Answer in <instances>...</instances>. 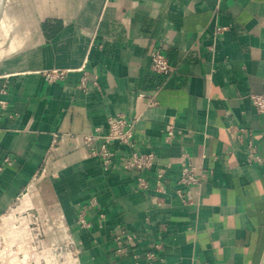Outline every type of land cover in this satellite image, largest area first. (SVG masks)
<instances>
[{"label":"crops","instance_id":"0c3cea01","mask_svg":"<svg viewBox=\"0 0 264 264\" xmlns=\"http://www.w3.org/2000/svg\"><path fill=\"white\" fill-rule=\"evenodd\" d=\"M32 1L3 14L30 24L11 35L8 52L24 42L14 56L5 24L0 40V215L35 183L52 219L75 224L86 208L91 226L74 225L82 264H145L158 243L154 264H264V113L250 97L264 92V0ZM158 48L171 75L152 68ZM118 113L138 117L141 151L171 164L161 186L153 169L139 187L126 145H110L109 169L84 148L80 134L107 131ZM184 153L205 174L198 186L179 182Z\"/></svg>","mask_w":264,"mask_h":264},{"label":"built area","instance_id":"2783aa9c","mask_svg":"<svg viewBox=\"0 0 264 264\" xmlns=\"http://www.w3.org/2000/svg\"><path fill=\"white\" fill-rule=\"evenodd\" d=\"M222 29L220 27L217 30ZM151 57L152 68L155 72L171 75L177 70V65L173 64L161 49L153 50ZM62 76V71L47 73L49 80ZM82 79L86 82V77ZM6 90V88L3 89L5 92ZM250 97L257 111L264 113V92L253 93ZM147 105L154 107L157 105V101L152 97L148 100ZM8 108L7 100H0V120ZM137 120L138 117H128L124 113H118L109 118L107 131L104 132L101 128H97L93 132L80 134V137L88 153L100 157L106 169L111 167L116 154L110 145H126L129 148V153L124 157L122 166L138 174L139 187L149 188L150 181L145 173L153 169L156 172L158 186H161L160 183L171 164L159 162L153 151L139 149L134 131ZM175 137L176 125L174 122H170L164 129V142L172 143ZM57 141L58 135H55L53 142ZM99 142L100 145H98ZM180 164L179 182L187 187L200 185L205 174L200 170L201 166L192 162L191 155L184 153ZM29 187H26L17 197L16 202L0 215V264H82L80 259L82 249L75 237L74 225L80 228L91 226L86 217V208L83 207L79 211L75 224L69 222L63 215L52 219L38 210L34 204L33 196L28 195ZM177 192L181 197H186L182 189H178ZM186 193L191 201L190 190ZM93 204H95L94 199L90 201V205ZM126 238L129 241H134L135 235L127 233ZM160 246V243L155 244L154 249L147 253L145 264H154L157 259L155 249H160ZM137 263H139V259Z\"/></svg>","mask_w":264,"mask_h":264},{"label":"rangeland","instance_id":"374dc122","mask_svg":"<svg viewBox=\"0 0 264 264\" xmlns=\"http://www.w3.org/2000/svg\"><path fill=\"white\" fill-rule=\"evenodd\" d=\"M9 0H4V11L6 10L5 7H6V4H9L8 3ZM15 2V4H17V6L21 9H26L27 6L29 4H31L33 1L32 0H12ZM4 11H3V14H4ZM19 14L21 15H14L12 17H10V15L8 17H5V16H2L1 19H3L4 22L0 23V40H3L4 39V24L7 26V27H10V35L8 36V38L6 39L5 43L3 44L4 46V50L8 52V48L10 47L11 45V35L14 33V32H19V35L21 36L22 38V35L25 34V31H27L28 29L25 28H21L19 25L20 24H27L29 22L30 24V18L28 17V19L26 18V14L28 13H24L23 11L19 12ZM20 47L18 48V46H15V51H11V52H8L6 56H14V54L16 52L19 53V49L24 47V42L22 44L19 45ZM28 195L30 196H33V200L35 201L37 199V193L35 192V183L33 185H30L29 187V193Z\"/></svg>","mask_w":264,"mask_h":264},{"label":"water","instance_id":"95a60500","mask_svg":"<svg viewBox=\"0 0 264 264\" xmlns=\"http://www.w3.org/2000/svg\"><path fill=\"white\" fill-rule=\"evenodd\" d=\"M3 11H4V1L1 3L0 5V19L2 18L3 16Z\"/></svg>","mask_w":264,"mask_h":264},{"label":"bare ground","instance_id":"6f19581e","mask_svg":"<svg viewBox=\"0 0 264 264\" xmlns=\"http://www.w3.org/2000/svg\"><path fill=\"white\" fill-rule=\"evenodd\" d=\"M4 0H0V5H1V3L3 2Z\"/></svg>","mask_w":264,"mask_h":264}]
</instances>
